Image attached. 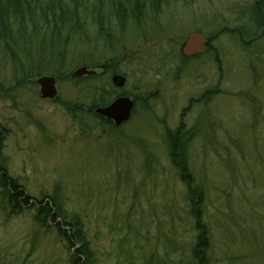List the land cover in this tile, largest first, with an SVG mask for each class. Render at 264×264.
Returning <instances> with one entry per match:
<instances>
[{
	"label": "rangeland",
	"instance_id": "1",
	"mask_svg": "<svg viewBox=\"0 0 264 264\" xmlns=\"http://www.w3.org/2000/svg\"><path fill=\"white\" fill-rule=\"evenodd\" d=\"M117 1L77 3V33L62 37L82 38L85 49L63 52L60 69L41 72L47 56L28 45L32 37L25 43L22 36L12 55L0 51V168L38 198L57 186V204L82 217L101 264H171L179 241L173 223L185 216L186 202L165 131L182 122L188 166L204 191L211 264H264V37H243L246 45L223 33L235 27L236 38L243 36L255 0H125V17L114 21ZM135 12L139 21L128 18ZM22 29L31 25L16 24L13 34ZM198 30L216 35L212 52L184 68L179 48ZM104 61L138 98L116 126L85 110L75 117L61 101L89 104L101 89H117L114 73L100 67L92 77L69 78ZM49 75L60 100L38 95L34 79ZM34 209L11 212L0 200V264L67 263L65 238L38 222Z\"/></svg>",
	"mask_w": 264,
	"mask_h": 264
},
{
	"label": "trees",
	"instance_id": "2",
	"mask_svg": "<svg viewBox=\"0 0 264 264\" xmlns=\"http://www.w3.org/2000/svg\"><path fill=\"white\" fill-rule=\"evenodd\" d=\"M81 1L82 0H0V41L6 43L10 40L18 46V42L22 36L26 38L25 43L29 38H34L30 40L28 45L39 44L41 46L40 49L43 56H47V60L41 63V72L50 73L56 68V66H52V54L54 50L60 46L61 36H63L64 33H77V30H75L73 26L74 24H79L75 21L78 14L76 10L74 11L73 7ZM124 1L125 0H118L113 3V12L121 15V18H119L120 21L125 17L124 14L122 15L121 13V11L124 12ZM263 5L264 0H255L251 11L253 23L243 27V36L236 38L238 34L235 32L231 37H234L236 41H242L243 37H247L245 39L248 40L253 37V42L260 40V38H262L261 35L264 34ZM50 19L57 21L48 26V24H50ZM40 20H43L46 26H44V24L37 26L31 25L30 31L27 32L22 29L21 31L17 30L21 33L20 36L13 34L12 27L14 25L19 24L22 26L25 22L28 23V21H35L38 23ZM99 21L100 18H94L92 20L95 25L99 24V29H101L102 26H100L101 24ZM10 53V55L13 54V52ZM58 67L59 69L61 68L60 65ZM93 67H100L105 71L111 70L114 74H122L120 70L110 63V61H104L102 64H94ZM24 75L27 74H23L22 76ZM66 75L67 74L63 77ZM117 89L114 88L113 91L111 89H101L98 99H92L89 104L80 102L76 105L73 101H62V104H64L65 109L75 115V117L78 114H76V112L85 110L92 117L94 116L100 124L110 125L112 124L110 120L94 112L95 107L105 106L120 95H130L134 99L133 113L136 101L138 100L135 94H131L122 87H117ZM1 130L2 126H0V142ZM186 134L187 130L182 122H180L175 129L166 128L165 131L169 158L176 168L179 179L183 183V186H185L184 199L186 202L185 216L181 214L178 215L173 223V232L176 233V237H178L179 240L175 245L177 248L173 249L177 256L175 259L169 258L168 261H170L171 264H211L209 254L211 241L208 232L207 213L200 204L204 197V191L201 184L193 178L188 166V142H186ZM0 171H2L0 174V200L3 208L9 206L11 212H20L26 207H35V219L38 222L48 221L47 223L55 226L57 231L65 238L67 248H69V258L66 264H101L95 251L92 249L88 230L85 227V222L82 220V217L78 212L68 214L63 205L57 204V201L61 199L55 191L57 186L54 188L52 194H44L38 198L29 195L16 178L6 173L4 167L0 168ZM184 223L188 225L186 231L184 230ZM66 230L67 232L69 231V233H67ZM160 260L163 262L166 261L161 258ZM148 263L149 259L148 261L146 260L145 264Z\"/></svg>",
	"mask_w": 264,
	"mask_h": 264
},
{
	"label": "bare ground",
	"instance_id": "3",
	"mask_svg": "<svg viewBox=\"0 0 264 264\" xmlns=\"http://www.w3.org/2000/svg\"><path fill=\"white\" fill-rule=\"evenodd\" d=\"M78 5V4H77ZM77 5H75L74 7H73V9H74V11L76 10L77 11ZM125 8V7H124ZM123 8V9H124ZM81 11V10H80ZM82 13V12H81ZM81 13L80 14H78L77 16V19L75 20V21H77L78 23H79V20L82 18L81 17ZM113 14L114 15H111V17H112V19L114 20V21H118L119 20V15L116 13V12H113ZM247 17V16H246ZM129 19L130 18H133V19H137L138 21H139V18H140V16L138 15V12L136 13H133L131 16H129L128 17ZM58 19V18H57ZM59 20V19H58ZM245 20V22L246 23H249L250 21H249V19L248 18H245L244 19ZM57 20H53V19H50V24H48V26H50V25H52L54 22H56ZM28 23L30 24V25H32V26H37V25H43L44 24V26H46L45 25V23L43 22V20L41 21H39L38 23H36L35 21L33 22V21H28ZM245 25H247V24H245ZM235 29V27L233 28H231V27H225V29H224V31L225 32H223V33H227L228 35L230 34V36L232 35V34H234L235 32H233V30ZM204 32V31H203ZM202 31H200V30H198V31H191V32H189L187 35H186V37H184L183 38V41H182V43H181V46H180V48H179V61H180V63L183 65V67L185 68L186 67V65L188 64L187 63V61H191V60H194V58H197L198 56H200V55H202V54H204V53H211L212 51H211V48H212V43H213V40L214 39H216V35H214V34H210V33H206V34H204ZM196 33H200L201 34V37H202V39H203V44L201 45V47L203 48V51H201V52H199V53H193V54H190V55H185L184 54V52H183V49L186 47V45L188 44V42H189V40L191 39V38H193L194 37V35H196ZM226 34V35H227ZM263 37H264V34H263ZM61 44H60V46L56 49V50H54V53L52 54V66L54 65V66H62L63 65V62H64V60H66V57L64 58V54H63V52H65L66 51V54H68L69 52H71L72 50H76V48H83V49H85L84 48V46L83 45H86V44H83V39L81 38H79L78 40L77 39H74V41L72 40V43L70 42L71 40H69L68 42H66L64 39H63V37L61 36ZM104 43V42H103ZM242 43L243 44H246L247 45V42L246 41H242ZM72 44H74V45H72ZM105 44V43H104ZM17 47H19V45L17 46V44L16 43H14L13 41H10V40H8L6 43L5 42H2V41H0V51L1 52H14L15 51V48H17ZM85 59H87V58H85ZM85 59H83V60H85ZM82 68H85L86 70H88V71H91V74H86L87 76H91L92 77V75H94V74H96V70L95 69H93V68H99V67H92L91 69L90 68H86V66H82ZM76 71V69L75 70H73L72 72H71V74L69 75V78L70 79H74V78H77L78 76L77 75H74V72ZM14 72L15 73H13V77H18L19 76V71H18V69L16 68V66H14ZM120 75H123V77H124V80L126 81L127 80V78H126V76L124 75V74H120ZM41 76H38L36 79H34V81H35V83H37V79L38 78H40ZM49 77H52V78H54V80L55 81H57L56 80V76H54V75H49ZM37 85H38V83H37ZM38 95H39V97L41 98V99H48V100H53V99H59L60 100V97H59V93H58V89H57V87L55 86V93H54V97H53V99H49V98H47V97H42V94H41V92H40V87H39V85H38ZM120 96H122V97H126V98H128V99H130V100H132V101H134V99H133V97L132 96H130V95H120ZM61 101H64V100H61ZM111 102V101H110ZM109 102V103H110ZM108 103V104H109ZM98 107V106H97ZM97 107H95L94 109H96ZM97 114V113H96Z\"/></svg>",
	"mask_w": 264,
	"mask_h": 264
},
{
	"label": "water",
	"instance_id": "4",
	"mask_svg": "<svg viewBox=\"0 0 264 264\" xmlns=\"http://www.w3.org/2000/svg\"><path fill=\"white\" fill-rule=\"evenodd\" d=\"M203 44V39L200 33H196L193 38H191L183 49L185 55H190L193 53H199L203 51L201 45ZM91 74V71L85 68H79L74 72V75L80 76L81 74ZM112 84L115 87H123L124 77L120 74H113L111 77ZM37 83L40 87V92L42 97H47L53 99L55 93V80L49 76H41L37 79ZM134 106V101L118 96L114 98L109 104L105 106H98L94 109V112L100 116L105 117L110 120L115 126L120 125L127 121L130 117L131 111Z\"/></svg>",
	"mask_w": 264,
	"mask_h": 264
}]
</instances>
